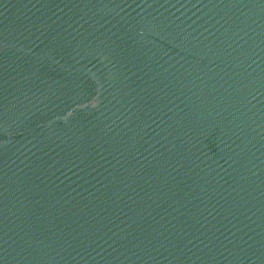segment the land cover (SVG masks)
I'll use <instances>...</instances> for the list:
<instances>
[{
    "label": "water",
    "instance_id": "95a60500",
    "mask_svg": "<svg viewBox=\"0 0 264 264\" xmlns=\"http://www.w3.org/2000/svg\"><path fill=\"white\" fill-rule=\"evenodd\" d=\"M0 264H184L89 147L3 0Z\"/></svg>",
    "mask_w": 264,
    "mask_h": 264
}]
</instances>
